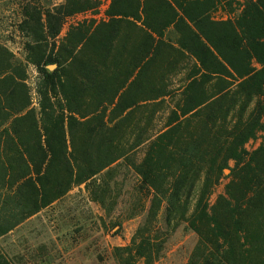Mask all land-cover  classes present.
Listing matches in <instances>:
<instances>
[{
    "label": "trees",
    "instance_id": "1",
    "mask_svg": "<svg viewBox=\"0 0 264 264\" xmlns=\"http://www.w3.org/2000/svg\"><path fill=\"white\" fill-rule=\"evenodd\" d=\"M154 1L114 0L108 23L78 25L49 52L43 43L90 2L22 9L39 115L24 67L0 47V237L144 146L130 167L149 205L130 245L114 250L119 264H153L182 224L197 236L187 264H264V145L244 150L263 131L264 0H242L225 21L211 13L234 0ZM174 96L162 130L132 124L144 108L150 125ZM109 108L121 115L107 119ZM0 264H11L1 252Z\"/></svg>",
    "mask_w": 264,
    "mask_h": 264
},
{
    "label": "rangeland",
    "instance_id": "2",
    "mask_svg": "<svg viewBox=\"0 0 264 264\" xmlns=\"http://www.w3.org/2000/svg\"><path fill=\"white\" fill-rule=\"evenodd\" d=\"M88 10L66 18L58 38L55 41L47 39V51L60 43L78 25L88 27L108 23V14L114 0H88ZM148 8H155L154 0H147ZM242 0H234L231 7H219L211 13L215 21H225L239 15ZM66 5V0H0V47L10 53L13 61L24 67L25 84L30 93V107L39 115L40 99L37 87L40 76L30 63L26 45L31 40L19 29L22 21V9L28 6L42 12L60 10ZM170 32V31H169ZM77 32L73 33L76 34ZM171 40L174 37L168 34ZM32 45V44H31ZM52 71L54 67L48 68ZM185 75H177L171 80L169 89L179 88V82ZM178 97L165 100L156 110V115L146 125L149 111L140 109L135 112L132 124L140 118L141 128L159 132L165 126L170 111L175 107ZM254 104L251 105L250 110ZM111 108L105 114L107 119H116L121 114H111ZM263 131L249 140L244 150L252 153L264 145ZM150 135V134H149ZM136 134L129 137L128 143L135 140ZM81 143H76L79 148ZM145 152L140 147L129 158L119 160L104 170L87 186L71 188L63 197L53 204L40 210L37 214L23 221L7 235L0 237V252L11 264H119L114 250L130 245L136 229L141 224L148 209L149 200L145 194H140V180L130 167V162H140ZM234 167V162H229ZM225 176L229 171H225ZM228 180L224 178L213 189L211 202L222 195ZM161 222V216L159 217ZM197 244V236L185 224L178 226L168 236L161 257L153 264H187V261ZM138 264H143L139 262Z\"/></svg>",
    "mask_w": 264,
    "mask_h": 264
}]
</instances>
